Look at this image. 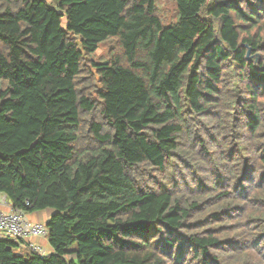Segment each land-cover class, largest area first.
I'll list each match as a JSON object with an SVG mask.
<instances>
[{"label": "trees", "instance_id": "1", "mask_svg": "<svg viewBox=\"0 0 264 264\" xmlns=\"http://www.w3.org/2000/svg\"><path fill=\"white\" fill-rule=\"evenodd\" d=\"M175 1L0 0V264H264V0Z\"/></svg>", "mask_w": 264, "mask_h": 264}, {"label": "built area", "instance_id": "2", "mask_svg": "<svg viewBox=\"0 0 264 264\" xmlns=\"http://www.w3.org/2000/svg\"><path fill=\"white\" fill-rule=\"evenodd\" d=\"M4 201L7 203V209L0 207V236L22 241L31 250L43 256L48 255L51 251L48 247L31 241L33 237L47 238L46 222L30 220L25 211L15 208L8 201L6 195Z\"/></svg>", "mask_w": 264, "mask_h": 264}, {"label": "rangeland", "instance_id": "3", "mask_svg": "<svg viewBox=\"0 0 264 264\" xmlns=\"http://www.w3.org/2000/svg\"><path fill=\"white\" fill-rule=\"evenodd\" d=\"M158 4L161 7L166 6L170 10L169 18L166 22V25H170L179 20L178 6L175 0H158ZM109 48H110V41L103 42L101 46L96 50V52L93 53V59H95L98 62L107 60Z\"/></svg>", "mask_w": 264, "mask_h": 264}, {"label": "crops", "instance_id": "4", "mask_svg": "<svg viewBox=\"0 0 264 264\" xmlns=\"http://www.w3.org/2000/svg\"><path fill=\"white\" fill-rule=\"evenodd\" d=\"M0 207L7 209V203L4 201V194L0 192ZM52 209H46L43 211H36L32 213H27V217L32 220V221H42L46 222L51 215L53 214ZM31 241L44 245L50 249V244L47 238H42V237H33Z\"/></svg>", "mask_w": 264, "mask_h": 264}]
</instances>
